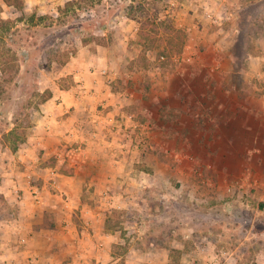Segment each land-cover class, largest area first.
I'll return each instance as SVG.
<instances>
[{"label": "crops", "instance_id": "0c3cea01", "mask_svg": "<svg viewBox=\"0 0 264 264\" xmlns=\"http://www.w3.org/2000/svg\"><path fill=\"white\" fill-rule=\"evenodd\" d=\"M173 1L170 14L191 33L181 54H146L138 23L124 14L101 29L104 42H80L44 75L41 90L51 96L20 147L0 151L10 211L0 219V264H242L230 228L203 222L198 233L190 218L177 233L173 204L141 201L154 186L185 201L192 191L204 200L192 205L208 208L227 185L264 186V94L239 87L230 56L229 23L241 0L182 9ZM213 54L220 63L210 72ZM114 210L124 218L114 220ZM253 259L245 264H264Z\"/></svg>", "mask_w": 264, "mask_h": 264}, {"label": "rangeland", "instance_id": "374dc122", "mask_svg": "<svg viewBox=\"0 0 264 264\" xmlns=\"http://www.w3.org/2000/svg\"><path fill=\"white\" fill-rule=\"evenodd\" d=\"M65 1L67 0H22V7L18 8L0 0L2 17L11 20L10 29L4 34L0 46L12 49L18 65L5 75L0 72L1 152H10L14 140H25L36 116V109L41 103V94L46 90H41L42 82L51 65L65 62L68 59L66 53L70 54L82 41L104 42L101 29L114 22L120 24L122 15L129 8L135 11L137 19L134 20L139 26L136 35L144 41V52L148 55L179 54L190 38L191 33L179 26L175 16L169 14L171 0H75L73 9L58 17L57 7L62 6ZM176 2L177 9H182L184 4L190 2L193 5L197 0ZM189 13L192 11L189 10ZM146 18L154 21L159 30L152 28ZM159 22H163V25L169 23L170 27L167 28L172 29L163 31ZM229 24L233 33L228 39L234 41L230 44V56L238 65V85L243 90L264 94V0H241V5ZM168 35L173 36V40ZM6 77L10 79L6 81ZM7 156L0 153V169L8 160L5 159ZM228 174L224 177L229 178ZM243 190L241 194L230 195L220 189L210 202L214 205L208 208L192 205L204 203L185 201L181 196L167 198L154 186L145 188L147 198L141 201L148 204L147 207L173 204L174 208L170 213L176 219L177 233L185 231L183 222L190 218L197 228L194 232L202 230L203 222L213 230L221 229L222 226L224 230L230 228L228 231L233 230L240 236L237 248L242 252L241 262L245 264L251 258L264 259V186L263 183L256 188L244 185ZM219 204L234 207L228 213ZM159 211L160 217H163L162 214L170 215L168 210H164L165 213L163 210ZM9 213L0 194V219H6ZM48 213V218L52 219V213ZM153 213L146 212L143 217L153 219ZM112 216L114 220L124 218L120 210H114ZM147 229L146 226L145 230ZM227 246L231 248V244Z\"/></svg>", "mask_w": 264, "mask_h": 264}, {"label": "trees", "instance_id": "16d2710c", "mask_svg": "<svg viewBox=\"0 0 264 264\" xmlns=\"http://www.w3.org/2000/svg\"><path fill=\"white\" fill-rule=\"evenodd\" d=\"M3 1L8 5H14L18 8L22 7V0H3ZM74 4H75V0H67L64 2V4L62 6H58L57 7L58 17L61 16V14H66L67 12L72 10L73 9L72 7L74 6ZM131 9L132 8H129V11L125 15L129 18L137 19L135 11H132ZM148 19L149 18H146L145 20L149 21ZM10 23H11V20H9L8 18L2 17V15H1V4H0V42L2 41L3 36L7 32V30L10 29ZM148 24L151 25L152 28L156 29V31L159 30V28L157 27V25L154 21L151 20L148 22ZM159 24L162 27V30L164 29L163 31L167 32L169 29H172V28H169V29L167 28V26L170 27L169 23H165L163 25V22H159ZM168 38L173 40V36L168 35ZM82 42H84V41H82ZM11 50H12L11 48H5V47L0 46V72L2 73V75L10 73L14 68L18 67V65L16 64V61H15L16 58L14 57L15 54ZM74 51H75V48L72 51H70V54ZM70 54L66 53L67 58L70 56ZM9 77H6V81L11 78V77L10 78ZM41 95H42V99L40 102H43L48 97L51 96V91L46 89L42 92ZM21 142L20 141L18 142V140H16V141L14 140V142H13L14 145L12 146L11 149L15 150L18 147L19 143H21Z\"/></svg>", "mask_w": 264, "mask_h": 264}, {"label": "built area", "instance_id": "2783aa9c", "mask_svg": "<svg viewBox=\"0 0 264 264\" xmlns=\"http://www.w3.org/2000/svg\"><path fill=\"white\" fill-rule=\"evenodd\" d=\"M170 4L172 6V8H171V10H172L173 6L175 5V1L171 0ZM170 13H171V11H170ZM204 13H205L206 17L208 18L209 22L216 24V25L221 24L220 17L215 13V11L210 10V9H204ZM159 58L161 61L166 59L164 54H161ZM219 63H220V55L219 54H213V60L210 63L209 71L213 72V70L218 69ZM225 191L230 195L231 194L232 195L233 194H241L242 192H244L243 187L239 183H233V184L227 185L225 187ZM180 193H181V186L178 187V192L175 196L179 195ZM187 196H188L190 202L202 203L204 201L203 198L200 197V195H196L192 191H190V193L187 194ZM177 197H180V196H177Z\"/></svg>", "mask_w": 264, "mask_h": 264}]
</instances>
